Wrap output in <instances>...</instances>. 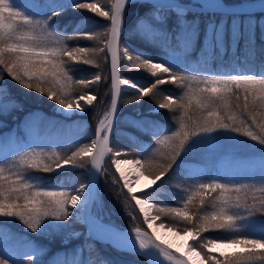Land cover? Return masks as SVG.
<instances>
[{"label":"snow or ice","instance_id":"snow-or-ice-1","mask_svg":"<svg viewBox=\"0 0 264 264\" xmlns=\"http://www.w3.org/2000/svg\"><path fill=\"white\" fill-rule=\"evenodd\" d=\"M149 5L147 13L136 22L134 32L145 37L153 46L163 50L164 55L152 59L138 51H133L125 43V21L128 8L133 0H65L63 7H54L44 18L36 19L28 11V5L21 6L19 0H0V75L7 73L13 81L29 92L54 101L63 114H83L87 107H92L99 97L91 91L92 85L105 82L99 73L87 78H73L76 69L73 65H88L99 68L101 59L110 63V102L95 129V139L91 143H82L70 153H61L55 149L46 151L39 146L26 144L24 149L9 153L7 162H0V264H20L5 254L6 244L9 250L27 246L35 251L41 246L31 237L27 240L6 231L10 218H15L38 237L62 236L63 240L77 238L83 233L75 231L74 225L87 228L86 238L97 239L94 233L111 236L123 241L139 253L154 252L162 261L169 264H189V261L174 254L169 247L158 242L156 228L175 232L177 235L191 237L188 251L200 258V264H264V228L259 235H239L230 238H207L202 234L210 230H222L227 233H243L253 229V217L264 215V150L260 155L259 175L232 178L228 180L214 178L211 182L195 183L192 190L184 197L181 206H163L151 199L148 189L141 194L133 193V184L122 165L132 166L138 174L152 181L153 188L175 167L183 169L184 159L192 156L203 146L213 145L218 139L214 133L223 131L241 134L264 146V73L260 75L238 72L229 75H194L187 63V55L200 40L199 18L189 20L193 5H182L179 0H144ZM204 9L209 0H198ZM43 0H31L32 6H39ZM211 5L222 13L227 12L223 0H211ZM68 7L74 11L88 12L102 18L107 23L95 31L81 32L74 30L71 35L57 32L51 21L61 15ZM248 7L264 11V0ZM194 14V13H193ZM176 17L177 31L170 32L168 18ZM195 15V14H194ZM241 22L239 14L233 21L231 34L225 35L223 22L219 25L209 22L204 33L202 53L206 58L223 56L228 47L235 51L240 40L244 39L240 24L248 30L247 54H254L255 29L257 22L248 14ZM97 21H94V24ZM264 33V21H260ZM102 29V30H101ZM237 33L239 36L237 37ZM86 39L94 41L96 46H69L66 40ZM233 41L236 47L233 48ZM123 67L128 70H140L147 73L151 82L139 86L122 74ZM183 89L182 93L166 92L162 86L167 84ZM89 89V91H83ZM125 90L134 92L126 104L139 103L149 98L154 104V113L167 110L172 113L175 128L161 127L155 120L133 121L152 133L155 147L140 146L146 157L127 159V153L110 146V136L114 120L118 113L121 98L126 97ZM103 103V101H102ZM22 106L0 87V126L4 118L21 111ZM48 126L44 118L30 113L24 121L6 135L0 136V145L19 144L27 139L26 132L43 130ZM232 140L233 137H226ZM75 143V142H74ZM149 148L153 150L149 153ZM119 173L113 182L119 185L118 198H123L130 206L138 208L143 215V223L153 229L147 231L136 226L130 235L124 230L105 223L102 215L103 205L95 192L91 180L73 185L68 190L64 185H41L42 177L29 175V170L70 175V169L85 168L89 164L88 175H102L105 158ZM185 175L189 180L199 179ZM248 181V182H242ZM208 193H216L211 201L206 202ZM69 206L72 211L69 210ZM210 208V211L205 210ZM133 220L137 217L129 213ZM71 218V223H68ZM171 221L170 223L165 221ZM47 221V222H46ZM56 222V223H54ZM246 223L245 228L240 224ZM240 246L243 251L218 256L211 255L215 247ZM120 247V245H114ZM89 250L93 245L86 246ZM122 250H127L123 248ZM81 248L72 260L65 259L62 264H107L97 260L80 259ZM33 253H27V264H34ZM160 264L161 260L159 259ZM35 264H44L36 260Z\"/></svg>","mask_w":264,"mask_h":264},{"label":"trees","instance_id":"trees-1","mask_svg":"<svg viewBox=\"0 0 264 264\" xmlns=\"http://www.w3.org/2000/svg\"><path fill=\"white\" fill-rule=\"evenodd\" d=\"M225 1H235V0H225ZM52 5H54V1L52 2ZM148 9H149V5L146 4L144 1L143 2L141 1L138 3L136 1L130 5L126 13L125 33L127 34L129 32H132L133 34L130 36H127L125 43L128 44L133 51H138L147 57H151L152 59H159L162 55H164L163 50L158 47L153 46L152 44H147V45L141 44L139 40L137 39L139 38L141 39L142 36L134 32L137 20H139V18L144 16L147 13ZM193 13H189L187 16V19L189 20L195 19V16H198L199 18L200 40L198 41V44L201 43L204 24L206 23V21L210 19H216V20L228 19L231 17L230 14H223L219 12H209V11L203 12V11L194 10ZM253 14L255 17L262 16L264 15V11L263 12L256 11V13L254 12ZM233 15L235 16L237 14H233ZM245 15L246 13L244 14L241 13L239 14V17L240 16L244 17ZM85 19L83 17V14L77 15V17L73 19H72V15H69V16H64L61 18L53 19L51 23H53V25H55L59 30L67 34L68 30H71L73 28H76V30L80 29L79 31L87 30V26L89 25L88 21L92 23V20L89 19L88 17L87 18L85 17ZM72 20H74L75 22ZM260 21H264V20H260ZM260 21L257 22L256 29H255L254 54L246 53L245 47L247 46V43H246L247 40L246 42H242V40H240V43L237 47L235 45V41H233V48L236 47L235 51H233L231 47H228L226 50V53L222 57L219 55L214 56V58L213 57L212 58L203 57L202 58L203 64H201L199 68L209 70V71H218L221 67L225 69L226 67H233L237 65L240 68H242L245 72H248V73L252 72L251 74L260 75L264 73V33L260 31L261 30L260 24H259ZM168 24H169L170 32H174L178 30L177 24H176V18L174 15L169 16ZM227 30H225L226 36L229 35V30L228 31ZM243 34L248 37V30L246 31V33H243ZM142 38L146 39L145 37H142ZM197 49L198 47L196 43L195 47L192 50H190V53L194 54L195 58H197L198 56ZM199 68L197 70H201ZM128 75L135 83H137L140 86H144L151 82L150 77L139 76L137 74L134 75L132 73ZM0 78H2V81L0 80V87L6 88L7 92L11 95V97H13L14 99H18V101L21 102L20 105H23V107L25 108L24 110H21V112L29 111L35 108L44 109L48 111L47 103L49 102L41 98H38L37 100L35 98V95L24 96V94H20L21 96L20 95L13 96L12 94V89H13L12 83L13 82L11 81L12 79L9 76H7L6 72H3L2 75H0ZM162 88L166 92H172V93H182L183 91V89H180L178 88V86L172 85L170 83L162 86ZM94 90H96V88ZM133 94H134L133 91L125 90L126 98H131L132 97L131 95ZM20 97H24V99ZM123 98L125 99V97ZM152 104L154 103L149 98H144L141 101V108H143V110L151 109ZM123 107H124V103H122V108ZM87 110L89 109L87 108ZM126 112H127L126 113L127 122H129L128 126H122V122L120 121L121 119L117 120L116 128L111 138L110 146L114 147L115 149L120 148V145L118 144V139L120 140L119 130H121L122 135H120V137L121 139L126 141V142H123L122 140H120L121 144L123 145V143H125L127 145V148L129 149L127 150L128 154L130 153L133 156L137 155L140 158H142L148 155V153L140 152V146L148 148L149 145H152L153 148L155 147V139L153 138L152 133L149 131H145L143 128L139 126H134L132 124L133 121L155 120L162 128L170 127V128H173V130L175 128V122L172 119L173 114L168 112L167 110L166 111L160 110L158 114L154 113L153 111H141L140 113H134L133 111H126ZM95 115H96L95 112L92 116L88 112L85 116V120L81 122L83 124L84 130L86 128L84 126L88 125L87 130L89 131L91 138L94 133L95 123L97 121L95 119V121H93L94 123L93 122L91 123V119L95 117ZM220 132H222V134ZM220 132L213 134L214 136L218 138L215 141V143L220 144L217 155H216L217 150L212 149L213 145L215 144L214 143L213 145L201 147L190 157L185 158L184 156H181L180 159L185 160V164H184L185 166L183 165V169L181 171H178L174 167L173 168L174 171L172 170L171 172H169L163 178L162 181L158 182V184L154 188L148 190V194H150L151 199H153L156 202H159L163 206H168V207L181 206L184 197L188 194L189 191H191L190 189H192L193 185L196 183L195 181L211 182L214 179L213 177H207V175L212 174L215 171H217V168H215L216 160L218 157H223V155H226L228 159L229 158L232 159V161H230V159L228 160L229 165L233 163H238L240 164L241 167H244V168H247L248 166H250L253 169L260 170L261 163H260L259 158H260L262 150H264V146L259 145L258 143L252 141L250 138L245 137L241 134L223 132V131H220ZM226 137H233L234 139L229 140V139H226ZM152 150H153L152 148H149V152H151ZM202 154H204L205 157ZM241 159L247 162L240 163ZM108 161L109 160L107 159L106 162L104 163L103 174L99 175L98 183H97V184H100L102 183V181H104L106 185L105 193L102 196V198L104 199L103 202L106 204L105 205V207L107 208L106 210L108 211L110 216L113 218V220L119 222L118 224H120L121 226H133L130 223L131 220L133 219L129 215V213H134L137 218L133 220L132 223H136L138 224V226L143 228L144 225H143L141 214L139 213L138 208L133 209L130 206V204L126 202L122 197L118 198L117 194L119 193L120 188L118 184H114L110 180L109 176L111 172L113 171L110 169V166L107 165ZM199 165H202V167ZM196 166L198 167L197 168L198 170L196 169ZM185 171L188 173V175L191 174V176L198 177L199 179H194L192 181L187 180L188 178H187V175H185ZM70 173H71L70 175H59L58 173L51 174V173H43V172L29 170L28 174L33 175V176H41L46 179L54 180L64 185L66 188H71L73 185L79 186L80 183L86 182V178H87L86 171L79 172L78 170H74L73 172H70ZM203 176H205V178ZM175 177H177L176 178L177 180L180 179L179 184L177 186H173V181ZM183 179H185L186 181ZM220 179H223V178L220 177ZM181 181H185L186 183L181 182ZM180 183H183V184L180 185ZM181 190L182 191L184 190L186 193L184 191L182 192ZM168 196L171 198H169ZM215 196H216V193L206 194L205 196L206 202L211 201L212 198H214ZM112 208L113 210H111ZM205 210L210 211L211 209L206 208ZM123 211H126V214L123 213ZM3 219L5 218H0V220H3ZM69 220L71 221L70 218ZM167 222L170 223L171 221H167ZM252 223H253V229L243 232V233H227V232H223L222 230H210L209 232L203 233L202 237L203 238H212V237L230 238L232 236H239V235H249V236L259 235L260 234L259 230L261 228H264V215H259V214L255 215L253 217ZM20 224L21 223L19 222V220L15 218H10V223L7 225L6 231L16 234L20 238L25 239V240H27L29 237L36 240L38 244L41 246L40 249L43 250L41 257L38 260H42L44 264H62V262L65 259L72 260L74 258L75 253H77V251H79L81 248H83V251L80 253V259L84 261L97 260L98 258H102L107 262V264H148L145 258L138 253L120 250L114 247L113 245H111L110 243H108L107 241H103L98 238L91 239V240L87 239L86 238L87 234L83 232L85 231V229H82L81 233L83 234L80 235V237H77L78 239L74 238V240H70L66 243H61L59 242L60 240H55L54 242V240H48V237L41 238L34 234L26 232L19 228ZM78 227L84 228V226L77 224V225H74V230L77 229ZM240 227L245 228L246 223L242 222L240 224ZM59 238L60 236L55 237V239H59ZM87 245H93V248L89 250L86 247ZM4 246L6 250L5 254L6 253H8L7 255L12 254L11 255L12 259L19 260L20 264H27V257L24 255V252H23V250L27 248V246H22V247L17 248L19 251L17 249L8 250L7 245H4ZM242 251H239V252H242ZM16 252L19 255H17ZM35 261L36 260H34V264H35Z\"/></svg>","mask_w":264,"mask_h":264},{"label":"rangeland","instance_id":"rangeland-1","mask_svg":"<svg viewBox=\"0 0 264 264\" xmlns=\"http://www.w3.org/2000/svg\"><path fill=\"white\" fill-rule=\"evenodd\" d=\"M56 1H58V3L60 2L61 5L60 6H57V5L56 6H52L51 3H50L51 0H43V3H41L39 6H32L31 5V0H19V3L21 4V6L28 5L29 13L32 14V15H36L37 16V17H35L36 19H41V18H44L47 15H49L50 11L54 7H63L64 6L65 0H56ZM186 1H194V2H196L198 0H186ZM102 2H104V0H102ZM79 14H83L84 19H85V17L86 18L88 17L89 19L92 20V23L90 21H88L89 25L87 26V30L81 31V32L95 31L97 27H99L102 24L107 23L106 21H103L102 18L95 17V16H93L92 14H90L88 12L74 11L71 7H68L66 11H64L61 15L57 16L55 19L61 18V17H64V16H69V15H72V19H73V18H76L77 15H79ZM263 17L262 16H260V17H255L254 16V17H251V18H253L256 22H258V21H260L259 19L263 18ZM247 18L248 17L239 18V20L241 22H243ZM232 19H234V17H231V18H228V19H221V22H223V25L226 24L224 26L225 30L228 27L229 34H231V31H232V28H233V25H232V21L233 20ZM72 21H74V20H72ZM85 21H86V19H85ZM94 21H97V22L94 24ZM65 22H66V20H65ZM221 22L216 23V24L219 25ZM54 29L57 32H62V31H58L56 28H54ZM74 30H76V28L68 30V33L65 34V35H71ZM240 30L243 33H246V31H247L246 25L241 23ZM237 36H238V33H237ZM202 38H204V37H202ZM137 40H139V42L141 44H143V45L151 44L148 40H146V39H144L142 37H141V39L139 38ZM66 44L69 45V46H74V45H77V44H79V45H87V46H96L94 41H88L86 39L66 40ZM193 59L194 58H193L192 55L190 57L187 56V63H188L190 68H191L192 65L195 66L194 65L195 63L200 64L199 63L200 60L193 61ZM108 64L109 63H106L103 59H101V63H100V67L99 68L88 66V65H83V64L73 65V67L76 69V71L73 73V78L74 79L87 78V77H90L92 74H95V73H99V74H101L102 76H104L106 78L105 82H102L99 85H92L90 90L91 91L93 90L94 92H96L98 97H99V99L96 102H94V105L92 107H87L86 106V111L83 114H80L78 112L75 113V114H72L70 116L67 115V114H63V112L61 110H59L58 106L55 104L54 101H51V100L47 99L46 96H45L46 98L44 96H40L37 93H35L34 91L33 92H29V91L23 89L21 86H19L15 81L11 80L13 82L12 83V87H13L12 94H13V96H19L20 94H24V96H26V95H35V98L37 100H38V98H41V99H44L47 102H49V103H47L48 111H46L44 109H41V110L40 109H34V110H32L30 112H27V113H23V114L21 113L22 116H19L20 115L19 113L21 111L13 113L12 115L4 118L3 126H0V130H2V131H0V136L6 135L10 131L14 130L16 128V126L18 124H20L22 121H24L25 117H27L30 113H35L38 118H44L48 122V126L46 128H44L43 130H40V133L38 132V129L27 131L26 132L27 139L25 141L19 143V144L9 145V144L5 143V144L0 145V162H7L10 159L9 153L15 152L17 149L27 150V148L25 147L26 144H31L34 147L35 146H39V147L43 148L46 151H50L52 149H55L57 151H60L61 153H70V151L74 150L76 147L80 146L82 143H91V136H90L89 131L87 130V126L88 125L84 126V127H86L85 130L82 128L83 130H82V133H81L78 124H81V122L85 120V116H86V114L88 112L90 113L91 116L95 112L96 115H95V117H93L91 119V123L93 121H95V119H96L97 120L96 123H95V126H96V124L99 121V119L102 118L104 111L107 110V106L109 104V98H110V75H109V71H108L109 70ZM124 64H125V61L122 60L121 61L122 74H124L125 77L128 80L134 82L128 75V74H131V73L134 74V75L137 74L139 76L149 77L147 73H143L140 70H128V69H125L123 67ZM0 71H2V69H0ZM226 72H229V70H226ZM236 72H244V71L236 70ZM191 73L194 74V75H207V74H203V73H200V72H191ZM0 80L2 81V78H0ZM150 80H149V82H150ZM95 88H96V90H94ZM103 89H104V91H103ZM83 91H89V89H83ZM20 98L24 99V97H20ZM127 99H132V97L131 98H126L125 97V99L122 97L121 98V103L119 105V116H118V119H121L120 121L122 122V126H128V122H127V118H126V113H127L126 111H133L134 113H138V112L140 113L141 111H153V109L155 107V104H152L151 109L143 110V108H141V101L139 103L126 104L123 101L127 100ZM15 100L19 104H21V102L18 101V99H15ZM102 101H103V103H102ZM122 103H124V107L123 108H122ZM21 106H22V110H24L25 108L23 107V105H21ZM87 108L89 110H87ZM75 125H77V126H75ZM48 134H50V135H48ZM120 135H122V131L121 130H119V138L123 142H126L123 139H121ZM112 136H113V134H112ZM120 140L118 139V144L120 145V148H117V149L127 153V155L124 156V157H117V159H120V158L137 159V158H139V156H137V155L133 156L130 153L128 154L127 150H129V149L127 148V145L125 143H123V145H122ZM110 143H111V140H110ZM219 147H220V144L215 143L213 145V148H214L213 150H218L219 151ZM218 151H217L216 155L218 154ZM225 158H227V157L223 156V157H218L217 158L215 167L218 169V171H217L218 173L213 174L212 177L217 178V177H219V174H223L221 177L224 180H228V179H232V178L239 179L241 177H246V176L250 177L252 175H259V170L253 169L250 166H248L247 168H244V167H241L240 164H238V163H233V164L229 165L228 162H226L227 160ZM85 159L89 160V158H85ZM108 160L109 161H108L107 165L110 166V169L113 171V172H111L109 177H110L111 182L114 183L113 182L114 177L118 178L119 177V173L116 172L115 166L111 164V159L109 157H108ZM246 162L247 161H245V160H242V159L240 160V163H246ZM200 166L202 167V165H200ZM122 168H123L124 171L128 170V169L134 170L133 167L129 166V165H122ZM86 169H87V167H85V168H74V169H70L69 171L73 172L74 170H78L79 172H85ZM134 171L138 173V170H134ZM53 173L56 174L58 172L53 171L51 174H53ZM175 179L173 181V186H177L175 184H179V181L177 179L176 180ZM176 181H178V182H176ZM242 182H248V181H242ZM130 183L133 184V182H131V180H130ZM57 184H60V183H58L56 181H50V179H46V178L42 177V180H41V185L42 186H44V185L55 186ZM96 186H97L96 187L97 189H96L95 192L98 193L99 200L102 202L103 209H104V210H102L103 212H101L100 215H102L103 219H106V220H108L110 222L118 224L119 222L114 221L113 218L110 216V214L106 210L107 209L105 207L106 204L103 202L104 199L102 198V196H103V194L105 193V190H106V185H105L104 181H102V183H100V184H97ZM67 189L71 190V188H67ZM142 189L150 190L152 188H149L148 186H143L139 190V189L134 188V186H133L132 191H133V193L136 192V191L141 192ZM69 210L72 211L70 206H69ZM111 210H113V208ZM123 213L126 214V211H123ZM142 217H143V215L141 214V218ZM132 221L133 220H131L130 223H131V225H133V228L138 226V224L132 223ZM142 221H143V218H142ZM70 222H72V221L69 220L68 223H70ZM165 222H167V220ZM54 223H56V222H54ZM159 223H160V221H157L154 225L158 226ZM143 224H144L145 229H147L149 231V233H151V230H150V228H148V225L145 224V223H143ZM118 225H120V224H118ZM144 227H143V229H144ZM19 228L24 230V231H26V232L31 233L30 231L26 230L22 224H20ZM82 229H84V228L78 227L77 229H75V231L82 232ZM83 232L86 233V230L83 231ZM34 235H36V234H34ZM45 238H47V237H45ZM99 238L102 239V240H106L104 238H101L100 236H99ZM75 239H78V238H75ZM204 239H207V238H204ZM48 240H54V242H55V240H60L59 242L66 243V242H68L70 240H74V238L68 239V240H63V237L60 236L59 239H55V238L53 239L51 237H48ZM0 243H3V241H0ZM242 250L243 249L240 246H235V245L227 246V247L221 246V247L213 248V252L211 253V255L218 256L219 253L232 254V253H236V252H239V251H242ZM23 252H24V255L27 257V253H33V249L31 247H27V248H25L23 250ZM42 253H43L42 249H40L38 251H35L33 253L34 260L40 259Z\"/></svg>","mask_w":264,"mask_h":264},{"label":"bare ground","instance_id":"bare-ground-1","mask_svg":"<svg viewBox=\"0 0 264 264\" xmlns=\"http://www.w3.org/2000/svg\"><path fill=\"white\" fill-rule=\"evenodd\" d=\"M53 2V1H52ZM143 2V1H142ZM51 3V2H50ZM138 3V2H137ZM263 12V11H262ZM256 13V12H255ZM244 14V13H243ZM206 16V15H205ZM241 17V16H240ZM212 18V17H211ZM233 20V19H232ZM231 20V21H232ZM240 21V20H239ZM226 25V24H225ZM224 25V26H225ZM233 25V24H232ZM241 25V24H240ZM258 27V26H257ZM207 28V27H206ZM228 28V27H227ZM231 28V27H230ZM227 30V29H226ZM228 31V30H227ZM239 34V33H238ZM242 50V49H241ZM238 51V50H237ZM243 53V52H242ZM245 54V53H244ZM239 56V55H238ZM214 58V57H213ZM215 58H217V57H215ZM219 58V57H218ZM229 60V59H228ZM257 71V70H256ZM139 113V112H138ZM149 114V113H148ZM129 123V122H128ZM221 134H222V132H220ZM216 134V133H215ZM226 134V133H225ZM220 136V135H219ZM225 136V135H224ZM239 143V142H238ZM242 145V144H241ZM240 146V145H239ZM245 147V146H244ZM247 147V146H246ZM212 149H214V148H212ZM248 149V148H247ZM239 150V149H238ZM252 150V149H251ZM218 151V150H217ZM240 152V151H239ZM150 153V152H149ZM206 153V152H205ZM221 153V152H220ZM202 155H204V154H202ZM230 155V154H229ZM233 155V154H232ZM241 155H243V154H241ZM250 156V155H249ZM204 157H205V155H204ZM225 157V156H224ZM210 158V157H209ZM132 159V158H131ZM208 159V158H207ZM230 159V161H232V159L231 158H229ZM228 159V160H229ZM260 159V158H259ZM220 160V159H219ZM218 160V161H219ZM221 161V160H220ZM236 162H238V161H236ZM261 163V162H260ZM185 166V165H184ZM192 166V165H191ZM190 166V167H191ZM200 166V165H199ZM90 167H91V164H90ZM187 167V166H186ZM204 167V166H203ZM193 168H195V167H193ZM198 167L196 166V169H197ZM216 168V167H215ZM259 168V167H258ZM91 169V168H90ZM186 169V168H185ZM184 169V170H185ZM200 169H202V168H200ZM198 170V169H197ZM196 170V171H197ZM174 171V170H173ZM177 171V170H176ZM181 171V170H180ZM194 171V170H193ZM203 171V170H202ZM191 172H192V170H191ZM125 173L130 177V180H131V182H133V186H134V188H136V189H141L143 186H149V185H151L152 184V181L150 180V179H148L146 176H144V175H142V174H138L137 172H135L134 170H132V169H128V170H125ZM189 173H190V171H189ZM220 173V172H219ZM181 174V173H180ZM188 174V173H187ZM191 175V174H190ZM201 175V174H200ZM174 176V175H173ZM180 176V175H179ZM183 176V175H182ZM185 176V175H184ZM92 177V176H91ZM91 177L88 175V179L90 180L91 179ZM204 178H205V176H203ZM175 178H177V177H175ZM171 179V178H170ZM174 179V178H173ZM176 180V179H175ZM180 180V179H179ZM178 180V181H179ZM183 180H185V179H183ZM187 180H189V179H187ZM88 181V180H87ZM178 181H176V182H178ZM186 181V180H185ZM185 181H181V182H185ZM192 181V180H191ZM202 181V180H201ZM203 182V181H202ZM175 183V182H174ZM186 183V182H185ZM191 183V182H190ZM181 184H183V183H180V185ZM189 184V183H188ZM187 184V185H188ZM175 185H178V184H175ZM185 186V185H184ZM183 186V187H184ZM194 186V185H193ZM97 187V186H96ZM168 188V187H167ZM170 188V187H169ZM181 188V187H180ZM187 188V187H186ZM97 189V188H96ZM177 189V188H176ZM166 190V189H165ZM178 190V189H177ZM180 190V189H179ZM190 190H192V189H190ZM182 191V190H181ZM184 191V190H183ZM182 191V192H183ZM172 192V191H171ZM177 192V191H176ZM185 192V191H184ZM134 193H136V194H141V192H138V191H136V192H134ZM174 193V192H173ZM178 193V192H177ZM186 193V192H185ZM169 197V196H168ZM180 197V196H179ZM169 198H171V197H169ZM102 210H104V209H102ZM103 212V211H102ZM105 212V211H104ZM143 218V217H142ZM144 225V224H143ZM153 227L154 228H156L157 230H156V237H158L159 238V240H158V242H161L164 246H166V247H169V249L174 253V254H176L177 256H179V257H181V258H183V259H186V260H188L189 261V263H192V264H200V258L199 257H197V256H195L193 253H191V252H189L188 251V247H189V244H190V240H191V237L189 236V235H183V234H181V235H177L175 232H172V231H167L166 229H159L158 228V226H156V225H153ZM151 230V233H152V231H153V229H150ZM150 233V234H151ZM96 235H98V236H100L101 238H104V239H108V240H110L114 245H120V247H117L118 249H123V248H127V249H129V250H135L134 248H132L131 246H129V245H127V244H125L123 241H118V240H115L113 237H111V236H106V235H103V234H99L98 232L97 233H95ZM47 246V245H46ZM5 247V246H4ZM25 248V247H24ZM9 250V249H8ZM18 250V249H17ZM6 251V250H5ZM19 251V250H18ZM22 251V250H21ZM136 251V250H135ZM14 252V251H13ZM12 253V252H11ZM15 253V252H14ZM13 253V254H14ZM17 253V252H16ZM153 254V256L155 255V259H157V260H161L162 261V258H158L157 257V255L154 253V252H152ZM6 254H8V253H6ZM9 254H10V252H9ZM134 254V253H133ZM12 255V254H11ZM10 255V256H11ZM16 255V254H15ZM17 255H19L18 253H17ZM22 256V255H21ZM14 257V256H13ZM18 257V256H17ZM80 258V257H79ZM20 260H21V258H20ZM163 262H167V261H163Z\"/></svg>","mask_w":264,"mask_h":264},{"label":"water","instance_id":"water-1","mask_svg":"<svg viewBox=\"0 0 264 264\" xmlns=\"http://www.w3.org/2000/svg\"><path fill=\"white\" fill-rule=\"evenodd\" d=\"M142 1H144V0H142ZM179 2L182 5H185V6H192L193 5V9H199V10H217L214 7L210 6L209 4L204 9H202L201 6H199L197 4H192V3H188V2H182V1H179ZM223 3H224V5L227 6V11L228 12H230V11H236V10L239 9V7H242V8H240V10L241 9H246V10L259 9V8H254V7H248V5H256L258 3V0H238L236 2H230V3H226V2L223 1ZM109 65H110V63H109ZM115 120H116V118H115ZM115 120H114V124H115ZM114 124H113V127H114ZM110 138H111V136H110ZM98 176H99V174H98ZM98 176L92 175V177L90 179L91 180V184H92V186H93V188H94L95 191H96V185H97ZM104 222L105 223H110L112 225L117 226L118 229L124 230V235L125 236H129L130 234L127 233V232H131V230H132V228L121 227V226H118V225H116L114 223H111V222H108V221H105V220H104ZM142 230L147 231L149 233L148 230H145V229H142ZM134 252L139 253L138 251H135V250H134ZM140 254L145 257V259L147 260V262L149 264H160V261L157 260V259H155V255L154 256L152 255L153 254L152 252H146V253H140ZM161 264H169V262H163V261H161ZM189 264H191V263H189Z\"/></svg>","mask_w":264,"mask_h":264}]
</instances>
